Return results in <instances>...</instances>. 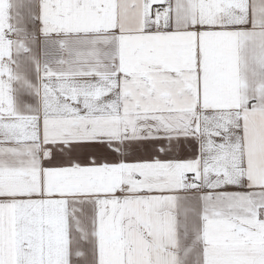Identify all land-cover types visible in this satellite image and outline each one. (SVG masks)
<instances>
[{
	"label": "snow or ice",
	"instance_id": "6c2138e0",
	"mask_svg": "<svg viewBox=\"0 0 264 264\" xmlns=\"http://www.w3.org/2000/svg\"><path fill=\"white\" fill-rule=\"evenodd\" d=\"M0 264H264V0H0Z\"/></svg>",
	"mask_w": 264,
	"mask_h": 264
}]
</instances>
